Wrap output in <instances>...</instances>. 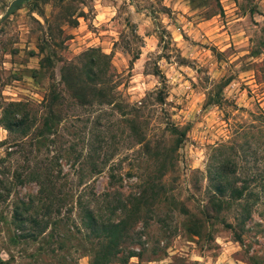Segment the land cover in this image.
<instances>
[{"label":"rangeland","instance_id":"obj_1","mask_svg":"<svg viewBox=\"0 0 264 264\" xmlns=\"http://www.w3.org/2000/svg\"><path fill=\"white\" fill-rule=\"evenodd\" d=\"M9 1L2 264H264V0H26L2 16ZM15 102L24 131L4 126ZM213 156L236 161V184L250 165L252 192L212 193ZM87 209L118 223L112 241Z\"/></svg>","mask_w":264,"mask_h":264},{"label":"trees","instance_id":"obj_2","mask_svg":"<svg viewBox=\"0 0 264 264\" xmlns=\"http://www.w3.org/2000/svg\"><path fill=\"white\" fill-rule=\"evenodd\" d=\"M26 0H10L6 9H4L2 16L7 15L8 13L13 12L16 8H18L23 2ZM45 2V0H31L32 6H36L37 3ZM61 1V0H59ZM54 95L51 93V98ZM16 108L12 109L11 111L7 112V119H5L4 126L8 130L21 128L22 131L25 130L27 126V118L28 113L26 109H23L21 103L15 102L12 103ZM45 108V114L42 117L41 121V129L39 132H48L51 129L54 128L55 121H54V108L52 106V101H49ZM259 113H264V111H261L259 109ZM176 130V129H175ZM181 134L177 135L175 139V143L178 144V142L181 140ZM231 148V145H227L226 147ZM221 146L215 147L214 149H219ZM237 164L236 161L233 160H216V157H212L211 162H208L207 164V177L209 180L210 188L212 190V193L217 194L218 196H225L228 195L229 197L233 199H238L245 195V193H251V189H247L248 187V181H250L252 178H254V172L252 171V168L250 165L241 166L239 172L244 175H242V179H239V184H236L237 182L235 179L229 177L230 175L237 176ZM264 190V186L262 187ZM215 204H217L214 201ZM94 215L92 212L87 209L85 211V222L88 225L91 232H102L103 234H106L108 236L107 242H110L118 235V223H112V222H101L97 223L94 219ZM2 264V262L0 261Z\"/></svg>","mask_w":264,"mask_h":264}]
</instances>
